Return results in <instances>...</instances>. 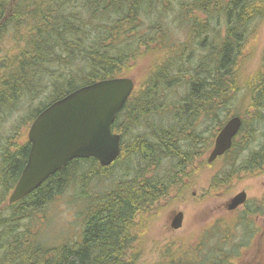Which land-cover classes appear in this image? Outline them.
I'll return each instance as SVG.
<instances>
[{"label":"trees","instance_id":"1","mask_svg":"<svg viewBox=\"0 0 264 264\" xmlns=\"http://www.w3.org/2000/svg\"><path fill=\"white\" fill-rule=\"evenodd\" d=\"M262 18L264 0H0V264H138L140 220L183 188L189 155L192 176L196 161L238 115L230 106L232 90L242 87L238 62L251 24ZM174 23L188 31L182 43L171 42ZM164 49L117 116L113 128L122 151L116 161L102 166L93 157L74 159L23 199L9 202L31 149L22 130L42 110L82 86L124 77L140 56ZM180 86L186 91L174 101L170 96ZM245 86L256 132L264 124V81ZM15 118L6 134L4 124ZM207 122L209 131L197 130ZM246 125L243 117L221 157L228 170L214 177V186L264 173V133L262 145L252 147L254 134ZM85 166L112 186L84 197L78 240L42 242L46 207L72 182L85 181Z\"/></svg>","mask_w":264,"mask_h":264},{"label":"rangeland","instance_id":"2","mask_svg":"<svg viewBox=\"0 0 264 264\" xmlns=\"http://www.w3.org/2000/svg\"><path fill=\"white\" fill-rule=\"evenodd\" d=\"M173 29L176 35L172 43H182L188 38L185 27L174 23ZM9 44L11 42L8 40L7 45ZM165 54L164 49L140 56L124 72V76L134 78L136 88L143 87L156 61ZM263 55L264 18L254 20L249 28V39L243 48L237 70V80L242 87H236L237 91L232 90L234 98L230 104L232 115L238 114L246 119V131L254 134L252 147L255 148L262 145L260 143L263 140L261 135L264 133V124H257L256 132H253V117L248 114L252 102L245 85L264 81ZM185 91L186 89L180 86L170 97H173L174 101H180ZM167 121L170 123V120ZM16 122L15 118L5 123L3 131L6 134L13 132ZM201 125L198 131H209L208 122ZM27 132L25 128L22 130L24 140L28 137ZM134 134L131 133L132 136ZM209 135H204L205 143ZM128 140L130 142L131 139ZM213 145L214 143L201 157L203 163L197 158L188 188L179 187L159 208L153 209L152 214H145L140 220L134 238L139 248L138 264H264V173L214 186V177L228 170V160L219 158L208 164L206 161ZM87 168L85 166L82 171V174L85 173V181L82 184L74 182L75 185L72 182L63 195L56 197L46 207L42 215L45 219L42 218L39 228L42 242L58 245L78 240L82 220L87 212L84 208L87 200L84 197L112 186V181L103 177L96 179L97 174L87 171ZM116 170L120 176L121 171ZM116 170L110 172L114 175ZM243 190L249 197L246 207L237 212L227 211L225 204ZM179 210L186 214L183 224L179 229H171L170 217L173 212Z\"/></svg>","mask_w":264,"mask_h":264},{"label":"water","instance_id":"3","mask_svg":"<svg viewBox=\"0 0 264 264\" xmlns=\"http://www.w3.org/2000/svg\"><path fill=\"white\" fill-rule=\"evenodd\" d=\"M135 86L134 78L126 76L97 81L42 110L28 129L30 153L9 202L23 199L74 159L93 157L102 166L116 161L122 151L121 135L113 126ZM242 124L240 116L227 121L215 138L208 162L231 149ZM246 198L245 190L239 192L228 201L227 209L235 210ZM182 221L180 212L172 227L179 229Z\"/></svg>","mask_w":264,"mask_h":264},{"label":"flooded vegetation","instance_id":"4","mask_svg":"<svg viewBox=\"0 0 264 264\" xmlns=\"http://www.w3.org/2000/svg\"><path fill=\"white\" fill-rule=\"evenodd\" d=\"M213 146H214V145H213ZM212 148H213V147H212ZM223 156H224V155L218 157V158L215 159L213 162L217 161L219 158H221V157H223ZM187 163H188V165H187L188 170H187L185 173H183L184 176L187 174L186 177H185L186 181H185V183L182 185L183 189H184V188L187 189L188 186H189V184H190V155H189V158H188V160H187ZM211 163H212V162H211ZM182 178H183V177H182ZM248 202H249V197H248V195H247V198H246L245 202H244L241 206H239V207L236 208L235 210H228V209H227V211H229V212H237V211H239V210H242L243 208L246 207V205L248 204ZM227 205H228V203L225 204V207H226V208H227ZM180 212L183 213V221H184L185 216H186L185 212L182 211V210L175 211V212L172 213V215H171V217H170V227H169V228L174 229V228L172 227V222H173V220L175 219V217H176ZM183 221H182V224H183ZM175 230H176V229H175Z\"/></svg>","mask_w":264,"mask_h":264},{"label":"bare ground","instance_id":"5","mask_svg":"<svg viewBox=\"0 0 264 264\" xmlns=\"http://www.w3.org/2000/svg\"><path fill=\"white\" fill-rule=\"evenodd\" d=\"M167 58H168V57H167ZM235 116H240V117L242 118V120H243V117H242L241 115H235ZM232 117H234V116H232ZM232 117H231V118H232Z\"/></svg>","mask_w":264,"mask_h":264}]
</instances>
